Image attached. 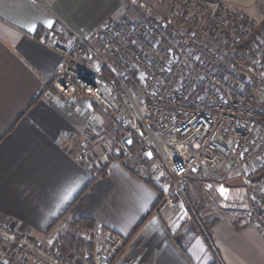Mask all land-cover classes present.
<instances>
[{
  "label": "built area",
  "instance_id": "1",
  "mask_svg": "<svg viewBox=\"0 0 264 264\" xmlns=\"http://www.w3.org/2000/svg\"><path fill=\"white\" fill-rule=\"evenodd\" d=\"M164 1L156 9L131 0L137 19L112 21L81 42L57 27L43 40L63 58L53 86L65 101L87 98L111 117L123 133L102 140L106 155L137 177L161 179L165 221L183 207L205 232L190 179L223 168L244 184L228 207L264 230L262 183L249 178L264 159V26L256 33L249 15L221 2ZM134 142L137 156L128 149ZM0 242L33 264H86L61 253L58 238L44 243L0 225ZM93 245L91 264H146L127 261L124 239L109 229H97Z\"/></svg>",
  "mask_w": 264,
  "mask_h": 264
},
{
  "label": "crops",
  "instance_id": "2",
  "mask_svg": "<svg viewBox=\"0 0 264 264\" xmlns=\"http://www.w3.org/2000/svg\"><path fill=\"white\" fill-rule=\"evenodd\" d=\"M204 1L244 11L257 24L264 19V0ZM123 12L124 0H0V225L51 243L86 217L124 239L129 262L264 264V230L243 210L223 206L213 217L208 201L198 199L205 232L183 207L165 221L157 211L161 179L137 177L106 155L102 140L123 133L111 117L87 98L67 102L55 90L63 58L43 40L65 26L81 42ZM128 149L139 153V145ZM212 176L216 200L228 182L223 168H203L190 184L205 193ZM0 264L33 263L0 242Z\"/></svg>",
  "mask_w": 264,
  "mask_h": 264
},
{
  "label": "rangeland",
  "instance_id": "3",
  "mask_svg": "<svg viewBox=\"0 0 264 264\" xmlns=\"http://www.w3.org/2000/svg\"><path fill=\"white\" fill-rule=\"evenodd\" d=\"M139 1H146L147 3H149L151 6H153L154 8L158 9V8H162L164 5H165V1L164 0H139ZM141 14V9L139 6H133L131 0H124V12H123V17L122 19H126V20H135L138 18V16H140ZM91 121L92 123H97L98 119L94 116L91 118ZM116 127V126H115ZM117 128V127H116ZM92 137V135H91ZM260 166L255 169V170H250L249 171V178L251 179V181H254V182H257V180H254V174L257 173H261V170L264 168V159L260 162ZM224 170V169H223ZM225 172V170H224ZM150 173V172H149ZM220 177V176H219ZM212 179H215L214 176L210 177V178H207L205 181V185H206V188L204 189L205 190V193H201L200 191H196L197 192V197L200 201V199H202V201H208L207 203V206H208V210L210 211L211 210V216L213 217H216L217 215V211L218 209L219 210H222L220 207H227L229 204H232L234 203V200L228 196L229 194V190L230 188L231 189H235V191H244V184L241 180H228L227 184L224 183L223 185V188L220 189V193H219V196L220 197H216V200L212 198V193L209 191V189L212 187V182L214 180ZM258 181H261L262 183V190L264 191V177L261 178V180H258ZM226 182V181H225ZM165 192V191H164ZM164 194V193H163ZM219 203L222 205H219ZM198 204L195 205V210L197 211V206ZM197 213L203 215L204 213H201L199 211H197ZM204 216V215H203ZM67 227L68 225L62 230V232L60 233L61 234H64L67 230ZM59 235V237H60ZM77 235L85 238V239H88L90 241L93 242V239L95 237V233L93 235L91 234H85L84 232H77ZM58 237V238H59ZM64 254H67V255H72L74 256V252H68V253H64ZM82 260L85 261V259L82 258Z\"/></svg>",
  "mask_w": 264,
  "mask_h": 264
},
{
  "label": "trees",
  "instance_id": "4",
  "mask_svg": "<svg viewBox=\"0 0 264 264\" xmlns=\"http://www.w3.org/2000/svg\"><path fill=\"white\" fill-rule=\"evenodd\" d=\"M264 26V19L260 24L257 26L256 33L259 32V30ZM246 44L242 45L245 46ZM133 144L138 145L137 142H134ZM139 163H142L146 166H149L151 163V160L139 157ZM259 172V171H258ZM255 173L254 174V180H261L262 177H264V168L261 170V173ZM82 194L78 196L76 201L81 199ZM96 224L93 220L82 217V218H75L71 221V223L68 225L67 230L64 234H61L58 238V245H59V251L61 253H68V252H74L77 254V256L85 259L90 260L94 245L93 242L85 239L79 235H77V232H84L86 230H96Z\"/></svg>",
  "mask_w": 264,
  "mask_h": 264
},
{
  "label": "snow or ice",
  "instance_id": "5",
  "mask_svg": "<svg viewBox=\"0 0 264 264\" xmlns=\"http://www.w3.org/2000/svg\"><path fill=\"white\" fill-rule=\"evenodd\" d=\"M51 26H52V22L50 21V22H49V27H51Z\"/></svg>",
  "mask_w": 264,
  "mask_h": 264
}]
</instances>
